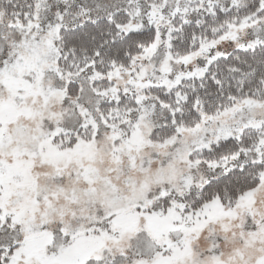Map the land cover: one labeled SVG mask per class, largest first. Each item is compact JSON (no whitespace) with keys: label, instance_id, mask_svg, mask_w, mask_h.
<instances>
[{"label":"snow or ice","instance_id":"6c2138e0","mask_svg":"<svg viewBox=\"0 0 264 264\" xmlns=\"http://www.w3.org/2000/svg\"><path fill=\"white\" fill-rule=\"evenodd\" d=\"M0 264H264V0H0Z\"/></svg>","mask_w":264,"mask_h":264}]
</instances>
